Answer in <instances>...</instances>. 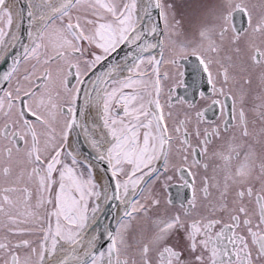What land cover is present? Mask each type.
Wrapping results in <instances>:
<instances>
[{
  "label": "snow or ice",
  "instance_id": "snow-or-ice-1",
  "mask_svg": "<svg viewBox=\"0 0 264 264\" xmlns=\"http://www.w3.org/2000/svg\"><path fill=\"white\" fill-rule=\"evenodd\" d=\"M24 3L0 0V264H264V0Z\"/></svg>",
  "mask_w": 264,
  "mask_h": 264
},
{
  "label": "flooded vegetation",
  "instance_id": "flooded-vegetation-1",
  "mask_svg": "<svg viewBox=\"0 0 264 264\" xmlns=\"http://www.w3.org/2000/svg\"><path fill=\"white\" fill-rule=\"evenodd\" d=\"M198 3H199V0H177V4L180 5L179 12L185 16L186 20L191 19L193 17L195 8L197 7ZM187 71L189 73H192L191 65L187 67ZM188 79L190 81L192 79H195V75L194 74L189 75ZM253 87H255V85ZM180 93L183 94V89L180 90ZM209 115L211 116V114ZM178 191L179 189L174 187L171 190L172 195L176 196ZM184 194L187 195L186 192Z\"/></svg>",
  "mask_w": 264,
  "mask_h": 264
},
{
  "label": "bare ground",
  "instance_id": "bare-ground-1",
  "mask_svg": "<svg viewBox=\"0 0 264 264\" xmlns=\"http://www.w3.org/2000/svg\"><path fill=\"white\" fill-rule=\"evenodd\" d=\"M19 6L20 7H24L25 6L24 0H19ZM24 23L26 25L27 24V21L25 20ZM125 51H126V49H125ZM119 55L122 56L123 55V52H120Z\"/></svg>",
  "mask_w": 264,
  "mask_h": 264
},
{
  "label": "water",
  "instance_id": "water-1",
  "mask_svg": "<svg viewBox=\"0 0 264 264\" xmlns=\"http://www.w3.org/2000/svg\"><path fill=\"white\" fill-rule=\"evenodd\" d=\"M101 227H103V224L101 225Z\"/></svg>",
  "mask_w": 264,
  "mask_h": 264
}]
</instances>
